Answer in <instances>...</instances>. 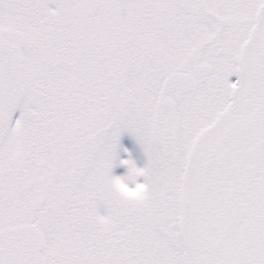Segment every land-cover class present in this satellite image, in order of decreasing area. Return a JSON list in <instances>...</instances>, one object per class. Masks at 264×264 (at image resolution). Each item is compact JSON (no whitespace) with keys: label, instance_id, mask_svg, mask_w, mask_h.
Returning a JSON list of instances; mask_svg holds the SVG:
<instances>
[{"label":"snow or ice","instance_id":"6c2138e0","mask_svg":"<svg viewBox=\"0 0 264 264\" xmlns=\"http://www.w3.org/2000/svg\"><path fill=\"white\" fill-rule=\"evenodd\" d=\"M0 264H264V0H0Z\"/></svg>","mask_w":264,"mask_h":264},{"label":"rangeland","instance_id":"374dc122","mask_svg":"<svg viewBox=\"0 0 264 264\" xmlns=\"http://www.w3.org/2000/svg\"><path fill=\"white\" fill-rule=\"evenodd\" d=\"M236 77L232 76L230 77V80H235ZM121 143L124 147L128 148L131 152L132 159L135 160L138 167H143L145 163V158L143 156V153L139 149L137 145H135L134 141L131 139V137L127 134L123 135L121 138ZM121 158L126 159L128 158V154L121 151ZM114 174L119 176H126V180L128 181L127 184H124V187L120 190L122 192H125L126 195H128L130 198H137L139 197L137 195V189L133 187L135 184V178L128 174V170L124 166H118L114 169ZM137 182H143V177H138ZM140 192H143V189H139Z\"/></svg>","mask_w":264,"mask_h":264},{"label":"clouds","instance_id":"9594fccd","mask_svg":"<svg viewBox=\"0 0 264 264\" xmlns=\"http://www.w3.org/2000/svg\"><path fill=\"white\" fill-rule=\"evenodd\" d=\"M122 183H123V184H127L128 181H127V180H124V181H122ZM133 187H135V185H133ZM141 194H142V193L140 192V190L137 189V195L139 196V195H141Z\"/></svg>","mask_w":264,"mask_h":264}]
</instances>
